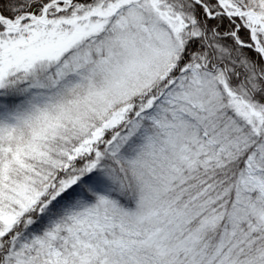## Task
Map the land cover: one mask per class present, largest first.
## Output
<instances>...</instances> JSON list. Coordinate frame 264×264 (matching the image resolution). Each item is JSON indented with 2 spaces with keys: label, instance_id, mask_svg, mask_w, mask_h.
<instances>
[{
  "label": "rangeland",
  "instance_id": "374dc122",
  "mask_svg": "<svg viewBox=\"0 0 264 264\" xmlns=\"http://www.w3.org/2000/svg\"><path fill=\"white\" fill-rule=\"evenodd\" d=\"M28 1L0 15V264H200L195 245L222 213L215 193L188 196L186 211L178 195L193 173L244 151L218 247L203 243L201 258L226 256L233 228H264V106L229 91L222 67L180 62L186 35L199 32L192 12L91 0L62 16L72 2L48 0L37 19L22 11ZM215 1L206 20L244 9ZM130 2L139 15H111ZM260 2L261 22L248 14L225 33L242 28L264 61ZM128 182L138 190L129 205L114 195ZM43 208L48 218L33 223Z\"/></svg>",
  "mask_w": 264,
  "mask_h": 264
},
{
  "label": "trees",
  "instance_id": "16d2710c",
  "mask_svg": "<svg viewBox=\"0 0 264 264\" xmlns=\"http://www.w3.org/2000/svg\"><path fill=\"white\" fill-rule=\"evenodd\" d=\"M79 7L84 6L86 2L91 0H76ZM94 1V0H93ZM173 3L180 5L187 11L194 14L195 22L191 28L199 29V32L195 35L189 34L185 48L181 54L180 62L185 63V60L189 63L197 64L200 68L210 69L213 66L220 65L225 72L226 85L228 90L233 92L237 96H243L251 103L258 102L264 106V61L259 52L255 51L253 47L239 44L236 37L229 30L225 33L229 25L233 28L235 26L234 21H231L226 15L218 14L215 18L206 20L204 16L205 10L199 4L192 2V0H169ZM245 7L252 8L254 10L260 9V0H238ZM48 0H33L31 2H25L22 11L29 12L34 11L39 14L43 5ZM13 0H0V11L4 15L13 17L15 14L14 7L12 5ZM211 10L216 11L219 7L217 1L209 0L206 2ZM74 7H71V13L75 14ZM80 10V8L78 9ZM70 13V14H71ZM68 15L69 12L62 11L58 15ZM217 21L216 24L213 22ZM228 25V26H225ZM227 27V28H226ZM1 29V27H0ZM235 29V28H233ZM242 28L238 30L237 35L242 42H249L251 38H248L246 33H242ZM181 64V63H180ZM154 90V89H153ZM153 90L149 92H154ZM137 100V98H136ZM248 152H239V154L230 161L224 162L222 165L214 168L199 169L188 177L186 191L183 190V184L180 187L183 190V197L179 200V195L174 193L172 198H177L180 207H183L186 211V205L188 196L196 195V197H209L208 192L215 193L216 200L213 199V207L218 213H222V216L214 226L206 229L203 235H200L201 241L196 243L195 250L199 253L197 257L200 260V264H207L205 260L201 258L203 243H208V251L214 250L218 247L219 237H222L224 232L225 222L231 209L236 187L241 172L244 169L245 161L247 159ZM18 178L17 176H13ZM88 178H92L91 176ZM87 178V181H89ZM1 179V178H0ZM130 184V185H129ZM3 182L0 181V188ZM80 183L73 184V186L64 191V197L71 196L73 189H79ZM88 187H86L87 189ZM89 188H93L90 187ZM138 190L131 183H125L123 193L115 192V196L120 199L121 202L126 204H134L137 197ZM176 196V197H175ZM216 202V204H214ZM177 203V205H178ZM210 207V206H209ZM45 209H38L32 213L33 223L43 224L48 216ZM39 214L41 219H37ZM45 216V217H44ZM55 216V215H54ZM39 220V221H38ZM38 221V222H37ZM41 224V225H42ZM200 225V224H199ZM244 226H238L239 231ZM231 240L237 242L230 247V250L226 252V256H222L225 260V264H264V228L259 229L252 233V235L243 237L242 233L238 236L234 234V229ZM230 235V233H229ZM201 258V259H200ZM209 258V256H207ZM218 256L216 260L211 261L210 264H221L222 260ZM203 260V261H202Z\"/></svg>",
  "mask_w": 264,
  "mask_h": 264
},
{
  "label": "water",
  "instance_id": "95a60500",
  "mask_svg": "<svg viewBox=\"0 0 264 264\" xmlns=\"http://www.w3.org/2000/svg\"><path fill=\"white\" fill-rule=\"evenodd\" d=\"M246 12H248V11H246ZM257 19L260 20V18H259L258 16H257ZM260 21H261V20H260Z\"/></svg>",
  "mask_w": 264,
  "mask_h": 264
},
{
  "label": "bare ground",
  "instance_id": "6f19581e",
  "mask_svg": "<svg viewBox=\"0 0 264 264\" xmlns=\"http://www.w3.org/2000/svg\"><path fill=\"white\" fill-rule=\"evenodd\" d=\"M194 1V0H193ZM218 67H222V66H220V65H217ZM223 68V67H222Z\"/></svg>",
  "mask_w": 264,
  "mask_h": 264
}]
</instances>
